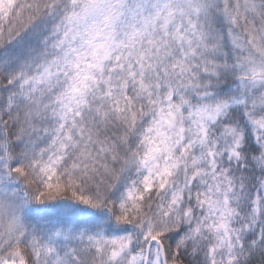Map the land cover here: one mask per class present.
I'll return each instance as SVG.
<instances>
[{"label": "snow or ice", "instance_id": "snow-or-ice-1", "mask_svg": "<svg viewBox=\"0 0 264 264\" xmlns=\"http://www.w3.org/2000/svg\"><path fill=\"white\" fill-rule=\"evenodd\" d=\"M0 264H264V0H0Z\"/></svg>", "mask_w": 264, "mask_h": 264}]
</instances>
